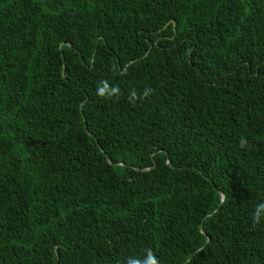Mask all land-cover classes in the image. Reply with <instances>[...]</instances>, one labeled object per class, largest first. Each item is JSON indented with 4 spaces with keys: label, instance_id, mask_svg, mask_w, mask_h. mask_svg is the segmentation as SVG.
<instances>
[{
    "label": "trees",
    "instance_id": "16d2710c",
    "mask_svg": "<svg viewBox=\"0 0 264 264\" xmlns=\"http://www.w3.org/2000/svg\"><path fill=\"white\" fill-rule=\"evenodd\" d=\"M260 203L264 0H0V264H264Z\"/></svg>",
    "mask_w": 264,
    "mask_h": 264
},
{
    "label": "clouds",
    "instance_id": "9594fccd",
    "mask_svg": "<svg viewBox=\"0 0 264 264\" xmlns=\"http://www.w3.org/2000/svg\"><path fill=\"white\" fill-rule=\"evenodd\" d=\"M101 85L97 90V95L103 99H111L113 97H120L121 96V89L119 86H110L107 80H102ZM153 89L145 88L142 93H138L135 90H132L129 93V101L131 103H136L137 101H143L148 98L151 94H153ZM246 146V141L242 138L240 141V147L243 148ZM264 217V203H260L256 206L253 221L255 223H259ZM126 264H160L159 259L157 258L156 254L151 250L148 249L145 252L143 258L137 257H128L126 260ZM185 264H188V261H185Z\"/></svg>",
    "mask_w": 264,
    "mask_h": 264
}]
</instances>
